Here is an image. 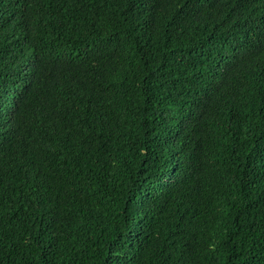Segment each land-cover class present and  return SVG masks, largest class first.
Instances as JSON below:
<instances>
[{
    "label": "trees",
    "instance_id": "1",
    "mask_svg": "<svg viewBox=\"0 0 264 264\" xmlns=\"http://www.w3.org/2000/svg\"><path fill=\"white\" fill-rule=\"evenodd\" d=\"M0 264H264V0H0Z\"/></svg>",
    "mask_w": 264,
    "mask_h": 264
}]
</instances>
